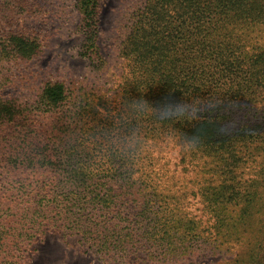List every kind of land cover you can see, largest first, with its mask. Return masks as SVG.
<instances>
[{
  "label": "trees",
  "instance_id": "trees-1",
  "mask_svg": "<svg viewBox=\"0 0 264 264\" xmlns=\"http://www.w3.org/2000/svg\"><path fill=\"white\" fill-rule=\"evenodd\" d=\"M102 4H74L95 73ZM55 7L0 0V264L49 235L107 263L264 264V0H145L109 89L36 70Z\"/></svg>",
  "mask_w": 264,
  "mask_h": 264
},
{
  "label": "rangeland",
  "instance_id": "rangeland-1",
  "mask_svg": "<svg viewBox=\"0 0 264 264\" xmlns=\"http://www.w3.org/2000/svg\"><path fill=\"white\" fill-rule=\"evenodd\" d=\"M53 1L57 12L52 11L46 23L36 25L44 30L47 43L45 53L37 63L36 70L74 81L87 78V81L104 89L114 87L125 71L124 60L121 59L119 52L120 45L128 33L130 16L145 0H102L99 46L105 66L99 73L92 71L89 62L79 56L83 42L81 35L77 33L79 16L74 9L75 0ZM176 154L173 152L172 156ZM191 201L188 208L195 215L200 216L203 206L198 201L190 199ZM36 247L37 250L30 254V264H120L101 261L93 254L87 253L85 248L77 245L72 239L65 242L58 235H49ZM237 251L239 250H234L233 255L225 254L223 262L220 261V256L214 257L212 254L202 253L184 261L172 262V264H213L215 262L228 264L235 258ZM130 264L143 263L135 261Z\"/></svg>",
  "mask_w": 264,
  "mask_h": 264
},
{
  "label": "clouds",
  "instance_id": "clouds-1",
  "mask_svg": "<svg viewBox=\"0 0 264 264\" xmlns=\"http://www.w3.org/2000/svg\"><path fill=\"white\" fill-rule=\"evenodd\" d=\"M166 117H172V116H179L181 114V105L177 104V105H167L165 106V108L163 109ZM196 116L199 115V112L197 111L195 113ZM194 117V115H193ZM217 127V125L213 124L210 120L207 122V126L203 129L201 135L202 136H207L210 133H212L214 131V129ZM198 137H194L191 141H189V143L191 144H195L196 141L198 140Z\"/></svg>",
  "mask_w": 264,
  "mask_h": 264
}]
</instances>
